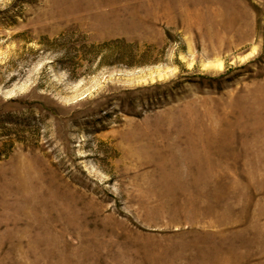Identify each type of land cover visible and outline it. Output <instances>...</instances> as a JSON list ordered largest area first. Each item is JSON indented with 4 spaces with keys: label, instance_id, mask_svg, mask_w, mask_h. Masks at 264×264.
<instances>
[{
    "label": "rangeland",
    "instance_id": "374dc122",
    "mask_svg": "<svg viewBox=\"0 0 264 264\" xmlns=\"http://www.w3.org/2000/svg\"><path fill=\"white\" fill-rule=\"evenodd\" d=\"M0 264H264V0H0Z\"/></svg>",
    "mask_w": 264,
    "mask_h": 264
}]
</instances>
